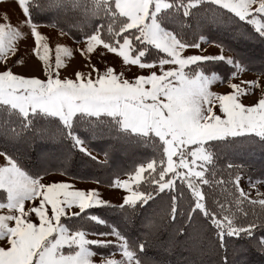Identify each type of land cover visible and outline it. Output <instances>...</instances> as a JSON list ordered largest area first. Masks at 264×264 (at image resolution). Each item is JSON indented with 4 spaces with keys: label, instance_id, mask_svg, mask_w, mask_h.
<instances>
[{
    "label": "snow or ice",
    "instance_id": "snow-or-ice-1",
    "mask_svg": "<svg viewBox=\"0 0 264 264\" xmlns=\"http://www.w3.org/2000/svg\"><path fill=\"white\" fill-rule=\"evenodd\" d=\"M11 2L17 21L0 16V264H264V167L253 180L244 152H264V50L238 47L264 45V0ZM42 26L72 44L53 49ZM93 53L116 63L98 67ZM77 54L83 65L62 74ZM31 59L38 75L13 70ZM37 139L62 145L55 167L25 160ZM129 143L152 156L121 178L109 157ZM77 155L110 176L70 173ZM108 189L122 190L118 202Z\"/></svg>",
    "mask_w": 264,
    "mask_h": 264
},
{
    "label": "trees",
    "instance_id": "trees-1",
    "mask_svg": "<svg viewBox=\"0 0 264 264\" xmlns=\"http://www.w3.org/2000/svg\"><path fill=\"white\" fill-rule=\"evenodd\" d=\"M226 39V38H225ZM227 42V39H226ZM235 44V42H233ZM254 45V48H250ZM238 47L240 49H243L245 54H254L256 56H259L261 54V51L264 50V45H260L259 42L257 45H255L254 41L250 43H243L241 42ZM109 142V138L105 137L103 140L98 141L96 146H94L96 153L102 154L101 149L106 146V144ZM55 143L60 144V142L56 140H40L37 139L36 141V149L34 151L33 148L29 147L26 149L25 153V160H28V163L30 166H36L39 165L41 168L45 165L42 164V162L45 160V164H51V166L55 167V161L52 163V159H47L45 156L42 155L43 152L48 151L51 149V144L55 145ZM61 148L59 150H56L55 152H59V155L61 153ZM244 152L246 154V157H251L252 161V169L256 172V175L259 174L262 167H264V152L261 151V149L258 146L251 145L247 146L246 149L244 148ZM251 154V156H250ZM152 156V150L150 148H147L146 146H137L135 144H123L122 146H119L118 150L111 153L109 157V166H113V170H121V174L126 173L128 170L138 166L141 162L146 161L148 158ZM255 156V157H254ZM43 157V158H42ZM51 157V155L49 156ZM48 157V158H49ZM104 157V156H103ZM255 160H254V159ZM83 162L80 161V156L77 155L75 157V163L70 164L69 172L72 174H79L84 176H96V175H104L106 178L110 176V173L106 170H101L95 167V170L93 169H87ZM119 168V169H118ZM100 212L104 214V217L109 218L110 216L107 214V211L101 209ZM187 253H184V256H186ZM184 256H181L177 254L176 256L172 257L174 260H182ZM253 260L259 262L260 257L258 254H253L251 257Z\"/></svg>",
    "mask_w": 264,
    "mask_h": 264
},
{
    "label": "rangeland",
    "instance_id": "rangeland-1",
    "mask_svg": "<svg viewBox=\"0 0 264 264\" xmlns=\"http://www.w3.org/2000/svg\"><path fill=\"white\" fill-rule=\"evenodd\" d=\"M5 8L8 9L10 15L12 16V22L15 23L17 21V14H16L17 13V10L15 8V5L11 2V0H9V3L6 4V5L5 4H0V16H3ZM41 31L46 36L49 37V44H50V46L53 49H54L55 44L57 42L65 43V44H68V45H71L72 44V41L70 39L60 37L58 35V30H56V29L42 26ZM254 43H255V45H257L258 44V41H254ZM205 47L208 49L209 52H215L216 51V49L212 45H206ZM250 48H254V45L251 46ZM23 50H24V46L21 45V52L22 53H23ZM28 55H30V52L25 54V58L26 59H27V56ZM92 61L95 62V63H97V66L98 67H101V68L104 66L105 63H116V61L114 60L112 54H106V59L102 61L100 59V57H98L95 53H93L92 54ZM68 63L71 65V67L68 68L67 73H63L62 72V74L71 75L73 68L81 67L83 65V63H84V60H83V57H81L79 54H77L74 58L70 59L68 61ZM35 67H36V61L34 59H31V60H28L27 66L14 68L13 70L15 72H24L26 75H38V73L35 71ZM83 70L86 71V69H83ZM138 71L139 70L137 68H135V66H133L132 69H131V71H129L127 73V75L129 77H132L133 73H137ZM251 77H252V74H248L247 76H243L242 79L251 78ZM236 82H238V81H236ZM216 90L217 91H224L226 89L223 86H220ZM252 99H255V97H253ZM249 102L250 101H248V100L245 101V103H249ZM95 143H97V142H95ZM95 143H94V146H96ZM50 147H51V149H49L48 151L43 152L42 155L45 156L46 160L47 159H52V161H50L52 163L59 156V152L57 153L55 151L56 150H59L60 148L62 149V145L61 144H58V143H55V145H52L51 144ZM245 149H246V146H245ZM50 155H51V157H49ZM250 156H251V154H250ZM245 158L249 159L250 162L252 161L251 157H249V156L248 157H245ZM98 159H101V160L104 159L103 155L102 154H99L98 155ZM26 161L28 162V160H26ZM80 161H85V162H83V164H84V166L87 169H93V170H95L94 164L92 162H90V161H87V158H83V160H82L81 157H80ZM42 164L45 165V160L42 162ZM109 167L111 169H113V166L112 167L109 166ZM249 175H251L252 179L255 180L256 177L259 174L256 175V172L253 171V170H251V172L249 173ZM53 178L54 179H57V180L64 179L66 181L72 182L71 179H70V177H67V176L61 177L58 174H53ZM121 178H127V177L123 173V174H121ZM247 184H248V177H245L244 178V182L242 184V186L245 187V190H248ZM74 186L76 188H86V187H92L94 185H93V183H92L91 180H88V179H85V180L77 179L74 182ZM121 191L122 190L108 189L105 192V198H110L113 203H116V202H118V197H119V194H120ZM261 191H264V188H262ZM252 194L255 195V189L252 190ZM98 214L104 216V214L102 212H100V211H99ZM107 214L110 216V214L108 212H107Z\"/></svg>",
    "mask_w": 264,
    "mask_h": 264
}]
</instances>
